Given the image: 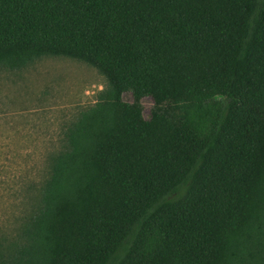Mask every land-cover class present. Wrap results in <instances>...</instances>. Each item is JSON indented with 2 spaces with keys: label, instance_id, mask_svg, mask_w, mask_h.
Returning <instances> with one entry per match:
<instances>
[{
  "label": "trees",
  "instance_id": "1",
  "mask_svg": "<svg viewBox=\"0 0 264 264\" xmlns=\"http://www.w3.org/2000/svg\"><path fill=\"white\" fill-rule=\"evenodd\" d=\"M44 56L106 85L0 264H264V0H0V69Z\"/></svg>",
  "mask_w": 264,
  "mask_h": 264
},
{
  "label": "rangeland",
  "instance_id": "2",
  "mask_svg": "<svg viewBox=\"0 0 264 264\" xmlns=\"http://www.w3.org/2000/svg\"><path fill=\"white\" fill-rule=\"evenodd\" d=\"M106 85L91 64L44 56L21 68L0 69V243L12 239L40 197L54 157L65 148V131ZM158 95L123 96V112L148 119Z\"/></svg>",
  "mask_w": 264,
  "mask_h": 264
}]
</instances>
